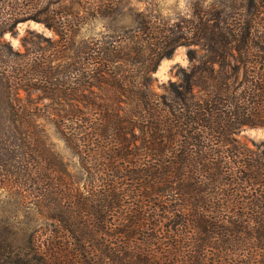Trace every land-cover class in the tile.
Segmentation results:
<instances>
[{"label":"trees","instance_id":"16d2710c","mask_svg":"<svg viewBox=\"0 0 264 264\" xmlns=\"http://www.w3.org/2000/svg\"><path fill=\"white\" fill-rule=\"evenodd\" d=\"M216 1L209 52L158 94L156 66H141L150 44L75 46L66 8L0 0V264H264V150L235 137L264 128V0ZM30 21L59 39L24 38L16 53L5 35ZM149 25L138 19L140 31ZM120 62L140 82L122 79ZM43 118L84 180L54 151ZM39 222L47 238L32 230Z\"/></svg>","mask_w":264,"mask_h":264},{"label":"rangeland","instance_id":"374dc122","mask_svg":"<svg viewBox=\"0 0 264 264\" xmlns=\"http://www.w3.org/2000/svg\"><path fill=\"white\" fill-rule=\"evenodd\" d=\"M47 1H52L54 8L58 11L66 8L69 12L68 20L78 25V29L72 37L75 46L84 43L92 46L95 43L104 42L117 44L118 47L128 45L131 47L136 43L150 44L152 52L150 60H147L148 64H138L137 67L156 66V71L148 77L151 80L152 90L158 94H165L171 82H179L184 72H190L197 67L200 64V59L209 52V49L204 46L208 41L204 38H207L214 30L215 15L218 10V1L216 0ZM140 17H145L147 21H150L148 33L138 29ZM24 38L38 41L42 47H47L49 40H57L59 36L45 25L35 21L21 23L14 35L11 33L5 35V40L11 44L12 50L16 53H25V48L22 46ZM68 54L69 57L73 56L74 50L70 49ZM228 64L231 67L241 65L232 60ZM118 67L123 73L122 79L135 83L140 82V79L135 76V70L128 62H120ZM214 68L217 70L219 65H214ZM88 81L91 82L89 79ZM90 91L98 92V89L96 87L88 88L86 93L90 95ZM107 94L110 95L111 90ZM107 94L106 97H108ZM23 95L25 96V94ZM39 95L42 96L40 92L34 91L32 98L40 106L51 103L50 99L39 98ZM124 101L118 103L119 109L122 110L121 114H125L129 109L130 102L126 99ZM41 122L46 137L56 154L68 164L75 176L83 178L84 175L85 178L86 175L83 174L85 172L81 168L78 157L63 140L53 122L44 118ZM136 133L139 134V131L136 130ZM235 137L241 144L254 151L264 150V128L262 127H245L239 130ZM26 212L20 211L18 216L21 228H26L30 222ZM32 230H38V234L43 238H47L51 234V228L40 222Z\"/></svg>","mask_w":264,"mask_h":264}]
</instances>
